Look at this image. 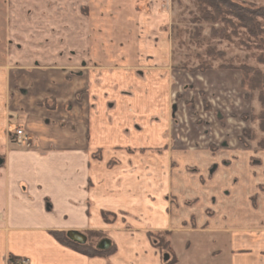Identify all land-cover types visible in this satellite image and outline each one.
Masks as SVG:
<instances>
[{"label": "crops", "instance_id": "obj_1", "mask_svg": "<svg viewBox=\"0 0 264 264\" xmlns=\"http://www.w3.org/2000/svg\"><path fill=\"white\" fill-rule=\"evenodd\" d=\"M25 3L54 27L19 32L0 60V264H264V150L234 138L200 90L192 113L178 97L164 0ZM188 79L242 85L228 69ZM55 230L113 250L85 255Z\"/></svg>", "mask_w": 264, "mask_h": 264}, {"label": "rangeland", "instance_id": "obj_2", "mask_svg": "<svg viewBox=\"0 0 264 264\" xmlns=\"http://www.w3.org/2000/svg\"><path fill=\"white\" fill-rule=\"evenodd\" d=\"M232 1L245 5L264 6V0ZM164 2L170 19L169 25L165 27L168 29L170 35L172 67L176 70H183L182 74H186L183 82L185 87L180 91L178 97L186 96L187 110L191 105V108L194 109L196 94L200 90L204 98L203 105L205 110H214L216 116L220 112L223 116L221 124L224 125L222 126L227 128L228 125H233L234 138L239 134V139L241 138L243 142L250 144L256 151L264 150L258 149L257 141L246 139L243 136V130L251 128L258 138L264 137V132L259 128V121L253 119V115L257 114L261 109L258 93H252L243 83L237 89L229 88L222 92L221 90L217 92L215 89H209L206 86L208 88L206 92L204 90L205 86L201 89H196L195 82L193 81V83L188 79L189 76L205 74L206 71L216 68L228 69L240 74L242 82V72L240 69L222 68L220 65L239 66L249 64L264 70V64L258 61L259 55L264 53V45H258L254 39L248 36L245 30L235 32L226 25L225 29L228 37L222 38L212 35L213 24L203 19L197 0H164ZM39 9L40 6L37 7L36 5L25 3V0H0V60L2 57H7L9 52L12 54L16 52L13 43L17 39L15 35L20 34L19 32L30 29L38 30L40 27L42 29L54 27V22L40 21ZM81 11L83 13L82 8ZM46 12V9L41 10V13L44 15ZM111 23L113 22L107 21L104 24L110 26ZM63 24H65V21ZM55 26H58V24ZM214 26L220 28L224 24L220 23ZM75 55L78 56L80 54L76 53ZM72 56L69 53V58ZM209 66L212 67L208 68ZM197 83L200 88L202 82L199 81ZM207 93L210 95L205 98ZM211 94L215 98L217 96L218 99L224 95L225 98L221 97L218 100V107L209 106L208 100L213 98ZM193 112L195 113V111ZM189 113L192 112L189 111ZM212 150L214 151L215 149Z\"/></svg>", "mask_w": 264, "mask_h": 264}, {"label": "trees", "instance_id": "obj_3", "mask_svg": "<svg viewBox=\"0 0 264 264\" xmlns=\"http://www.w3.org/2000/svg\"><path fill=\"white\" fill-rule=\"evenodd\" d=\"M203 19L213 24L212 35L228 37L226 26L233 31L245 30L248 36L254 39L258 45H264V6L245 5L232 0H197ZM223 23L224 26L216 28L215 24ZM226 25V26H225ZM258 61L264 64V53L259 55ZM212 66H209L210 68ZM222 68H238L242 72V83L252 93H258V100L261 109L253 115L254 120L259 121V128L264 132V70L249 64L220 65ZM243 136L246 139L257 141L258 149H264V137L258 138L257 134L251 128L243 130ZM110 214L104 213L107 219ZM169 233L150 232L149 236L162 251H171V242L167 235ZM52 235L63 245L70 247L80 253L88 256H102L110 253L113 247L108 250H100L94 240L95 236L102 238L98 233L88 234V241L85 244L77 243L67 236V232L62 230L52 231ZM175 258L170 260V264ZM16 256H10L9 264H18Z\"/></svg>", "mask_w": 264, "mask_h": 264}, {"label": "water", "instance_id": "obj_4", "mask_svg": "<svg viewBox=\"0 0 264 264\" xmlns=\"http://www.w3.org/2000/svg\"><path fill=\"white\" fill-rule=\"evenodd\" d=\"M3 163H4V158L0 155V167L3 165ZM67 236L71 240L80 244H85L88 241V236L85 233L78 230L68 231ZM111 246H112V242L109 238H103L97 244V248L100 250H108Z\"/></svg>", "mask_w": 264, "mask_h": 264}, {"label": "built area", "instance_id": "obj_5", "mask_svg": "<svg viewBox=\"0 0 264 264\" xmlns=\"http://www.w3.org/2000/svg\"><path fill=\"white\" fill-rule=\"evenodd\" d=\"M14 142L18 145H25V146H29L30 145V142H29V138H28V135L25 131H23L22 129H19L17 128L15 130V133H14ZM18 264H27V261L25 260H20L18 262Z\"/></svg>", "mask_w": 264, "mask_h": 264}]
</instances>
